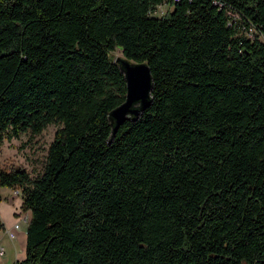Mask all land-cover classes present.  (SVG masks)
I'll return each instance as SVG.
<instances>
[{"label": "trees", "instance_id": "16d2710c", "mask_svg": "<svg viewBox=\"0 0 264 264\" xmlns=\"http://www.w3.org/2000/svg\"><path fill=\"white\" fill-rule=\"evenodd\" d=\"M116 47L153 101L113 134ZM55 122L40 174L0 166L21 264H264V0H0V145Z\"/></svg>", "mask_w": 264, "mask_h": 264}, {"label": "rangeland", "instance_id": "374dc122", "mask_svg": "<svg viewBox=\"0 0 264 264\" xmlns=\"http://www.w3.org/2000/svg\"><path fill=\"white\" fill-rule=\"evenodd\" d=\"M171 7L170 3L166 2L159 5L154 13L162 15ZM112 54L114 60L118 56H124L121 47H116ZM61 124L60 122L50 123L39 133L34 134L27 130L22 132L20 137L5 139L3 144L0 145V166L8 169L23 166L30 171L32 176L40 174L44 169L49 145ZM9 191L10 187H1L0 192L6 194ZM15 197L19 198L20 195H15ZM21 222H24L23 224L27 223L25 220ZM2 261L3 259L0 257V264H2Z\"/></svg>", "mask_w": 264, "mask_h": 264}, {"label": "water", "instance_id": "95a60500", "mask_svg": "<svg viewBox=\"0 0 264 264\" xmlns=\"http://www.w3.org/2000/svg\"><path fill=\"white\" fill-rule=\"evenodd\" d=\"M124 72L127 81L125 99L110 111L113 134L128 118H134L153 101V74L147 61H138L127 56L115 60Z\"/></svg>", "mask_w": 264, "mask_h": 264}, {"label": "crops", "instance_id": "0c3cea01", "mask_svg": "<svg viewBox=\"0 0 264 264\" xmlns=\"http://www.w3.org/2000/svg\"><path fill=\"white\" fill-rule=\"evenodd\" d=\"M14 189L6 194L0 192V248L4 246L5 253L0 255L3 259L2 264H16L26 257V244H27V223L21 224V228L17 232V237L12 238L6 232V228L12 227L18 215L16 209L22 206V198L15 197ZM4 197V198H1ZM30 217V211L24 210Z\"/></svg>", "mask_w": 264, "mask_h": 264}, {"label": "built area", "instance_id": "2783aa9c", "mask_svg": "<svg viewBox=\"0 0 264 264\" xmlns=\"http://www.w3.org/2000/svg\"><path fill=\"white\" fill-rule=\"evenodd\" d=\"M251 29H252V27L249 30V34L252 36L253 33H252ZM13 193L15 195H20V197H21V191H20L19 188H15L14 191H13ZM16 212H17L18 217H17L15 223L13 224L12 227L6 228V232L12 238L17 237V232L21 228V221L22 220L28 221V219H29V215L27 213H25V211L22 208V206L21 207L18 206V208L16 209ZM4 253H5V248H4V246H1V248H0V255H3ZM16 264H21V263L18 262Z\"/></svg>", "mask_w": 264, "mask_h": 264}]
</instances>
